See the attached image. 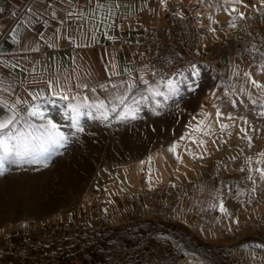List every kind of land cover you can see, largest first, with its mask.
I'll return each instance as SVG.
<instances>
[{
  "label": "rangeland",
  "instance_id": "1",
  "mask_svg": "<svg viewBox=\"0 0 264 264\" xmlns=\"http://www.w3.org/2000/svg\"><path fill=\"white\" fill-rule=\"evenodd\" d=\"M200 4L206 14L203 49L207 57L204 63L171 79L176 82L178 93L170 99H152L147 87L134 90L129 93V102L141 93L149 96L140 104L135 119L129 116L118 120L115 113H110L107 120L82 116V133L71 128V120L64 117L66 102L42 107L46 117L69 138L68 143L46 160L0 169V231L28 220L55 219L59 226L65 220H82L92 228L93 236L86 238L88 251L81 253L70 242L61 253L88 260L91 253L100 254L107 257L109 264H183L186 257L194 255L175 244L166 232L147 233L141 227L149 222L173 223L183 225L190 235L184 224L167 219L184 207L202 224L200 235H193L202 240L216 239L218 232L221 239L236 240L230 245L212 243L222 247L228 264H264V179L256 171L264 168V115H260L264 112V91L254 87L244 75L250 73L251 79L264 85V4L260 0H244V4L236 5L238 12L244 13L243 19L225 12L223 0H202ZM218 13L225 15L223 24H217ZM230 20H234L235 27L229 26ZM216 27L221 38L214 41ZM222 56H228L229 61L219 67L217 62ZM189 75L194 77L187 79L189 82L179 81ZM159 89L167 93L166 82L159 83ZM93 95L105 99L107 93L101 90ZM121 110L122 106L117 108V112ZM210 117L212 122L207 129L218 121L217 128L210 135L203 134V141L208 137L213 151L193 157L179 179L172 173L156 189L147 188V179L142 176L152 168L143 167L141 187L138 193L131 194L128 207H104V215L93 223L94 203L86 201L88 195H97L105 206L103 193L118 173L129 165L128 169L140 168L143 161L134 163L145 153L172 146L187 133L189 124L195 127L201 120L205 124ZM32 122L42 121L33 117ZM221 124L228 127L222 130ZM184 143H178L179 154ZM155 154L161 153L152 156ZM182 161L190 163L186 156ZM174 163L171 166L177 165ZM221 204L226 212L220 211ZM135 229L145 238V250L128 244L112 250V243L120 240L122 230ZM246 238L254 241L244 242ZM226 248L229 252H225Z\"/></svg>",
  "mask_w": 264,
  "mask_h": 264
},
{
  "label": "crops",
  "instance_id": "2",
  "mask_svg": "<svg viewBox=\"0 0 264 264\" xmlns=\"http://www.w3.org/2000/svg\"><path fill=\"white\" fill-rule=\"evenodd\" d=\"M177 0H164L162 3L161 0H118L121 4V7L116 10V15L112 23L111 28H101V33L104 31L108 32L109 36L115 37V39H108L104 35H100L98 42L92 43L90 40V46L88 47H75L72 44H69L66 40L61 39L59 41V47L55 49L47 48L44 45V42L41 40V51L40 52H30L24 53L20 51V46L12 43L8 33L13 29L18 23L23 21L20 24L21 30L26 33H29L32 36H37L38 33H44L45 36H50L58 27L61 25L57 20H54L51 17V9L47 12L42 10L47 7L48 3H52L55 7L57 16L63 20L66 18L65 9H74L77 7V4L80 6H86L88 0H72L71 5H69L68 0H45L43 4L37 5L41 9L40 12L36 11L34 8L32 13H26L24 10L31 3V0H0V60H8L10 63L16 62L19 57L27 55L30 60L39 61L40 63L36 65L37 72L43 70L45 66L50 67L52 70L56 69L57 63L61 64L63 68L71 70L79 66V71L81 75L85 73H91L93 82L97 80L103 83L108 84V89L111 88L113 83H119L123 80L128 79L126 70H131L132 77L136 81V87L132 90L146 88L147 85L143 84L139 77L141 74L145 76V79L149 81L150 84L156 85L158 82L150 81V72L152 69V60L148 56L145 49L141 48L135 50L132 47L133 42H138L142 39L144 31L152 28L159 22H163L165 15L168 11L176 9L181 14H185L191 11L197 3L202 2V0H179L182 1V5H176ZM216 2V1H215ZM214 2V3H215ZM13 13H16V16H13ZM208 13V12H207ZM158 16V20L156 19ZM217 24H223L225 21V15L218 13L216 15ZM45 22H47V27H45ZM67 26H65L66 30ZM214 41L219 40L221 37V31L218 27L214 28ZM206 39L209 40L211 37L207 33ZM210 37V38H209ZM219 37V38H218ZM38 39V36H37ZM119 40H124L125 43L119 45L117 42ZM82 41H77L81 43ZM51 58V59H49ZM75 58V62H73ZM228 56H222L217 62L219 67H222L228 64ZM113 65L115 68L113 69ZM30 67L26 61L21 60L20 66L12 70L9 67H5L3 64H0V76L5 78V86L12 84L14 88V93L12 96H8L7 93H0L9 99L11 102L15 99L16 95H20L22 98L27 99L30 103H35L32 101L31 97L28 96L27 92L23 90L20 86V82L25 80L28 77L27 71H21V68ZM142 70V71H141ZM113 72L119 73V75H113ZM193 76H184L179 81L181 83L189 82V79H193ZM188 79V80H187ZM159 81V83L167 82ZM219 81H222L219 78ZM33 90V88H29ZM36 91L39 89L36 88ZM101 90H97V93ZM47 95V90L45 91ZM91 96L92 93H86ZM57 99L58 98H54ZM47 104H44L45 106ZM42 106V107H43ZM21 114H24L27 106L19 105L18 106ZM6 114L4 110L0 109V116ZM218 124V121L215 125ZM213 126L210 130L207 128L208 135H210L217 126ZM192 129H188L187 135L185 134L182 137L185 139L179 138L174 143H179L184 141L182 153L179 154L176 150L175 154L168 151L169 147L159 148L152 153H145L140 157L134 164H137L139 161H143V164L140 168H130L127 166L123 169L122 172L118 173L117 177L110 183L106 190L104 191V197L106 199L105 209H113V207H123L127 208L128 204L132 202L131 194L138 193V189L141 187L140 178L145 177L147 179V188L156 189L164 185L171 177V174L174 173L176 178L179 179L182 175L183 170L188 167L193 157H199L204 155L205 152H209L212 149L211 140L205 139L203 143V148L198 149L197 153L189 150L188 146L191 145L192 140L187 138L190 136ZM173 143V144H174ZM199 146V144H197ZM204 149V150H203ZM214 150V149H213ZM212 150V151H213ZM160 152L159 162L163 163L166 168L164 169L163 176H169V179L161 185L159 176L156 175V170L153 169L152 164L149 162V157L154 153ZM179 156L181 159L177 160L176 156ZM186 156L188 158L189 164L183 163L182 157ZM153 157V156H152ZM147 160V161H146ZM171 162H177L174 166H171ZM175 164V163H174ZM152 168L151 171H147L145 175L141 177L143 173L142 168ZM153 172V173H152ZM169 173V175H168ZM153 174V175H152ZM178 217L180 220H176L174 217ZM171 221H177L184 224L189 228L191 234L200 235V229H202V224H199V221L196 216L187 213L184 207L179 208L175 214L167 218ZM217 232V231H215ZM35 237L34 234L29 233L24 230L12 228L10 230H1L0 231V264H32L29 259L24 256L28 254H34L35 248L33 243L30 242L31 239ZM216 239H204L211 243L230 245L236 240L232 239H221L222 234L217 232V235H214ZM27 248L26 250L24 248ZM229 248H226L225 252H229ZM92 258L90 260L84 259V264H93L95 261L101 260L105 264L107 262V257H103L100 254L91 253ZM187 260V261H186ZM183 264H205L203 261L199 260L194 256H188L183 260Z\"/></svg>",
  "mask_w": 264,
  "mask_h": 264
},
{
  "label": "snow or ice",
  "instance_id": "3",
  "mask_svg": "<svg viewBox=\"0 0 264 264\" xmlns=\"http://www.w3.org/2000/svg\"><path fill=\"white\" fill-rule=\"evenodd\" d=\"M44 2L45 0H31V3L28 4L24 11L35 15L33 9L35 8L36 11L40 12L41 9L37 5ZM161 2L163 3L164 0H161ZM260 2L264 4V0H260ZM68 3L71 5L72 0H68ZM241 4H244V0H223L225 12L230 16L236 13L240 19H243L244 13L238 12L236 7V5ZM244 6L247 7L246 4ZM120 7L121 4L118 0H88L86 6L77 4V7L74 9H65L66 18L61 20L56 14L54 5L48 3L41 14L51 9V17L61 25L50 36H45L41 32L37 34V39V36L24 32L20 28V24L23 21L11 29L8 35L12 43L20 46V51L24 53L40 52L41 40L47 48L51 49L58 48L61 39L66 40L75 47H88L90 46L88 41L90 40L92 43L98 42L101 34L108 39H115V37L109 36L107 31L101 33L100 30L102 27L105 29L112 27V23L110 22L114 21L116 10ZM13 16L15 17L16 13H13ZM65 26H67L66 30L62 31V29H65ZM229 26H236L234 20L229 21ZM45 27H47V22H45ZM78 40L82 42L77 43ZM0 55L3 54L0 53ZM261 55H264V53ZM21 60L26 61L30 67L20 69L22 72H28V77L20 82V86L35 103H30L20 95H16L15 99L10 102L7 97L0 95V109L6 113L0 116V169H3L5 165H19L24 162L35 163L40 159L46 160L58 148L64 147L68 143L69 138L65 136L51 118L46 117V112L42 110L44 104L57 103V99L54 98L66 102L63 105L65 109L63 113L64 117L71 120L70 127L74 128L77 133L84 131V127L81 125L82 116L107 120L110 113H115V118L118 120H125L129 116L135 119L140 104L149 99V96L141 93L139 98L132 96L129 102V93L136 87V81L132 77L131 70H126L128 79L119 83H113L111 86L113 91L109 92L108 84L98 80L94 83L91 73L81 75L78 70L79 66L68 70L57 63L55 70L45 66L42 71L37 72L36 65L40 62L30 60L27 55L19 57L13 63H10L8 60H0V64L15 70L20 66ZM73 62H75V58H73ZM112 67L114 69L115 65ZM194 74L198 73L194 71ZM113 75H119V73L113 72ZM244 75L254 87L264 91V85L251 79L250 73L245 72ZM139 80L147 85V92L151 94L152 99L157 96H164L165 99H170L178 93L177 84L171 79L166 82L167 93L160 91L159 82L157 85H152L145 79L143 74L140 75ZM30 87L33 90L30 91ZM36 88L39 90L36 91ZM98 89L107 93L105 99H101L95 95L90 97L86 94L89 92L95 94ZM46 90L47 95L45 94ZM0 93H7L8 96H12L14 93L13 85L8 84L5 86V78L2 76H0ZM253 103L255 104L256 101H253ZM19 105L27 106L24 114H21L18 108ZM121 106L122 110L117 112V108ZM97 113L99 117L96 116ZM219 115L220 113L217 112V116ZM260 115H264V112H261ZM33 117L38 118L42 122L39 124L33 123ZM193 119H196V117H193ZM21 124L23 127H18ZM203 124L204 121L201 120L198 121L195 127L189 124V128L195 132L203 131L204 135H208L209 132L201 127ZM220 127L223 130L228 126L221 124ZM241 131L244 130L241 129ZM185 138L181 137V139ZM187 138L192 139L194 143L196 142L192 136H187ZM203 143L204 141H200L201 145ZM178 146V143H174L169 147L168 151L175 154ZM176 158L177 160L181 159L178 155ZM256 171L259 173L260 178L264 179V168H257ZM248 179L252 180V176H249ZM220 211L226 212L223 204L220 205Z\"/></svg>",
  "mask_w": 264,
  "mask_h": 264
},
{
  "label": "built area",
  "instance_id": "4",
  "mask_svg": "<svg viewBox=\"0 0 264 264\" xmlns=\"http://www.w3.org/2000/svg\"><path fill=\"white\" fill-rule=\"evenodd\" d=\"M176 5H182V1L177 0ZM205 17V7L200 3L185 14H181L176 9L170 10L166 13L163 22L144 31L142 39L132 43L135 50L145 49L152 60L151 82L175 78L204 63L207 57V52L203 49ZM156 19L158 20L157 15ZM117 43L122 45L125 41L119 40ZM89 200L94 203L92 220L96 224L104 215V205L95 194L88 195L86 201ZM57 223L55 219L20 222L17 229L35 235L30 240L35 253L24 257H27L32 264H84L83 258L77 255L68 256L60 250L63 252L65 247L69 246L68 243L72 242L81 253L87 252L86 238L93 236L92 228L82 220H65L62 226ZM93 264L105 263L98 260Z\"/></svg>",
  "mask_w": 264,
  "mask_h": 264
},
{
  "label": "trees",
  "instance_id": "5",
  "mask_svg": "<svg viewBox=\"0 0 264 264\" xmlns=\"http://www.w3.org/2000/svg\"><path fill=\"white\" fill-rule=\"evenodd\" d=\"M142 231L151 233L153 231L166 232L175 244H178L189 255H194L206 264H228L227 259L222 254V247L216 244L208 243L200 237L190 234L187 235L183 225L169 223L168 225L159 224L158 222H149L143 227ZM120 240L112 243V250H118L128 244L133 249L145 250V238L140 235L138 230L132 232L121 231ZM244 242L254 241V238H246Z\"/></svg>",
  "mask_w": 264,
  "mask_h": 264
},
{
  "label": "bare ground",
  "instance_id": "6",
  "mask_svg": "<svg viewBox=\"0 0 264 264\" xmlns=\"http://www.w3.org/2000/svg\"><path fill=\"white\" fill-rule=\"evenodd\" d=\"M212 122V117L209 118V120L203 125L201 126L202 128L206 129L208 128L209 124ZM203 131L201 132H193L190 136L195 138V143L192 140L191 145L188 146L189 149H192V151L198 150V149H202L204 145L200 144V141H203L204 139V135H203ZM199 144V146L197 145ZM159 154H155L153 157H150L148 160L149 162L152 164L153 169L156 170L157 174L154 176H159V180L161 182H163L165 180V176H163L164 174V167L162 166V164L158 161L159 160ZM153 173V172H152ZM153 175V174H152Z\"/></svg>",
  "mask_w": 264,
  "mask_h": 264
}]
</instances>
